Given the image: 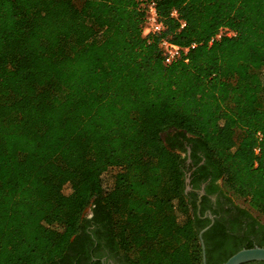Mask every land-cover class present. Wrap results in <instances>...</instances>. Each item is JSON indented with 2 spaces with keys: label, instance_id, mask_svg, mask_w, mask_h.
<instances>
[{
  "label": "trees",
  "instance_id": "trees-1",
  "mask_svg": "<svg viewBox=\"0 0 264 264\" xmlns=\"http://www.w3.org/2000/svg\"><path fill=\"white\" fill-rule=\"evenodd\" d=\"M147 1L0 0V264L52 262L85 222L129 264H202L192 166L264 216V0H156L144 36ZM162 37L196 46L166 64ZM217 227L206 264L252 246Z\"/></svg>",
  "mask_w": 264,
  "mask_h": 264
},
{
  "label": "flooded vegetation",
  "instance_id": "flooded-vegetation-1",
  "mask_svg": "<svg viewBox=\"0 0 264 264\" xmlns=\"http://www.w3.org/2000/svg\"><path fill=\"white\" fill-rule=\"evenodd\" d=\"M187 151H189L188 147ZM193 168L194 166L190 167L189 173ZM209 180L210 178L207 177L199 183L198 188L190 186L191 188L186 191L197 192V212H199L201 197L204 194L208 197L203 215L200 217L209 219L205 226L209 227L214 221L218 223V230L215 232L217 234L220 231L225 233L221 246L229 247L235 243H250L252 246L264 247V223L261 219L248 207L237 203L231 196L224 193L220 189V181L217 182L216 188L206 192L205 186ZM200 189L202 193H200ZM84 215L85 217L92 215L90 207L86 208ZM100 232L101 230H98L94 223L85 222L83 229L78 234L71 236L70 244L65 247L62 255L54 261L44 264H129L116 247L107 243ZM242 264H264V261L254 260Z\"/></svg>",
  "mask_w": 264,
  "mask_h": 264
},
{
  "label": "built area",
  "instance_id": "built-area-1",
  "mask_svg": "<svg viewBox=\"0 0 264 264\" xmlns=\"http://www.w3.org/2000/svg\"><path fill=\"white\" fill-rule=\"evenodd\" d=\"M145 16L141 29L142 35L156 34L163 28L162 21L159 19L156 0H149L145 3ZM170 15L178 18V12L175 9L170 11ZM183 20H179V27L184 25ZM234 32L226 27H220L213 37H211L208 43H211L214 39L221 37L222 35H233ZM159 47L162 54V60L164 63H171L177 59L183 58L187 60L186 54L189 49L196 46L195 42H191L188 45H180L170 41L169 39L162 37L159 40Z\"/></svg>",
  "mask_w": 264,
  "mask_h": 264
},
{
  "label": "water",
  "instance_id": "water-1",
  "mask_svg": "<svg viewBox=\"0 0 264 264\" xmlns=\"http://www.w3.org/2000/svg\"><path fill=\"white\" fill-rule=\"evenodd\" d=\"M184 183H185V191L191 188L189 185V171L185 173ZM200 193H202L201 189H200ZM197 205H198V200H197ZM209 216L212 219L210 214ZM207 227L208 226H204L198 231L199 242L202 247V257H201L202 264H206L202 232ZM254 260L264 261V247L263 246L254 245L250 247H241L237 249L236 251H234L233 253H231L221 264H242L247 261H254Z\"/></svg>",
  "mask_w": 264,
  "mask_h": 264
},
{
  "label": "rangeland",
  "instance_id": "rangeland-1",
  "mask_svg": "<svg viewBox=\"0 0 264 264\" xmlns=\"http://www.w3.org/2000/svg\"><path fill=\"white\" fill-rule=\"evenodd\" d=\"M162 137H165V133H162ZM65 192H67L69 189H68V186H64V189H63ZM225 191V190H224ZM227 195L231 196L237 203L245 206V207H248L247 203L240 197H237L233 194H231L230 192H226ZM249 208V207H248ZM258 218L261 219V221L264 223V216L263 215H260L258 214L256 211H254L253 209L249 208ZM86 210V209H85Z\"/></svg>",
  "mask_w": 264,
  "mask_h": 264
}]
</instances>
